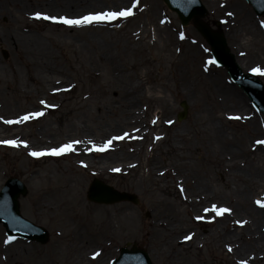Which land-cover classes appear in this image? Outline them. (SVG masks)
<instances>
[{
  "label": "rangeland",
  "instance_id": "rangeland-1",
  "mask_svg": "<svg viewBox=\"0 0 264 264\" xmlns=\"http://www.w3.org/2000/svg\"><path fill=\"white\" fill-rule=\"evenodd\" d=\"M17 1L19 9L0 12V32L40 39L61 82L40 88L35 69L25 66L0 38V117L44 113L6 129L32 148L0 144V189L8 178H18L27 189L19 198L21 216L49 235L44 246L23 240L8 246L0 225V264H110L127 243L144 249L152 264H264L252 248L260 241L264 257V236L257 237L258 227L264 233V217L257 227L251 223L252 212L264 216V144L256 143L264 141V118L224 69L208 63L210 48L193 21L182 27L162 0H136L131 16L69 27L33 19L32 10L44 9L29 0ZM39 1L59 7L57 0ZM72 1L83 13L119 11L133 3ZM201 1L206 8L202 22L223 34L242 72L264 69V15L256 16L245 0H222L223 11L232 9L229 16L213 10L211 0ZM244 18L250 22L242 26ZM256 75L264 84V75ZM120 76L125 88L115 84ZM127 99L132 100L140 133L113 140L110 146L131 155L128 162L134 164L128 168L108 172L77 165L69 154L29 155L32 149L59 147L81 135L90 141L120 135L125 123L118 103ZM183 101L188 114L178 122ZM44 127L50 128L47 134ZM91 152L107 158L113 150ZM93 179L134 194L138 204L88 202ZM196 188L202 190L201 198L192 203ZM213 204L231 211L220 216L195 212ZM170 231L174 237L188 233L191 239L173 246ZM199 236L203 240L196 247ZM3 246L10 253L2 254Z\"/></svg>",
  "mask_w": 264,
  "mask_h": 264
},
{
  "label": "bare ground",
  "instance_id": "bare-ground-1",
  "mask_svg": "<svg viewBox=\"0 0 264 264\" xmlns=\"http://www.w3.org/2000/svg\"><path fill=\"white\" fill-rule=\"evenodd\" d=\"M44 1V0H43ZM46 1V0H45ZM213 4L216 5L215 8H213V10H222L223 11V7H224V3L222 2V0H211ZM27 2L30 3H35V5L37 6V8L40 9H44V10H32L30 12V16L31 18L38 20L35 18L34 14L39 12L42 14H46V15H50V16H65L68 18H79L83 15H87L90 13H97L99 12L98 10H93V11H89V12H85L83 13L81 10V8H79V6L77 4L73 5V1L72 0H57L56 2L58 3L57 6L59 7H55L56 9H52L51 5H49V3L44 4L45 2L41 3L39 0H29ZM62 3V5H61ZM78 3V2H77ZM81 3V2H80ZM21 6V3L17 0H0V12H4L5 9H7L8 7H12L15 9H19V7ZM27 6H30L29 4ZM43 6H45L43 8ZM31 7V6H30ZM79 8V9H78ZM79 10H81V13L78 12ZM212 10V8H211ZM232 10V9H231ZM231 10L228 11H223L224 15L228 13H231V15L233 14V12ZM101 11V10H100ZM56 12V13H54ZM229 16V15H228ZM44 20V19H43ZM49 21V20H46ZM250 22L249 18H244L243 22H242V26L246 25V23ZM232 33H235V35H237V33L235 32L234 29H232ZM0 38L3 39L4 43L7 44V46L17 52L18 54V58L21 60V62L24 63L25 66L32 67L33 69H35L36 72V76L33 77L34 80L36 82H38L37 85H39L40 88H44V84L48 85V86H56L59 85L58 83L61 82L60 78L57 77L58 75V71H54L53 69H51V67L48 64V58H50L49 53L46 51V48L43 44V42L38 39L35 36L32 35H28V34H17V35H13L11 33H7L5 31L0 32ZM240 68L242 67V64L239 62L238 63ZM0 74H4V69L2 67H0ZM58 74V75H57ZM28 79L29 75L27 76ZM123 76L117 77L115 79V84L118 87H123L125 88V84H124V79L122 78ZM53 88L50 90V92H53ZM125 91V90H124ZM124 95H128L127 92H121ZM243 107V106H242ZM118 108L120 110H122V116L124 117V121L121 120V124H124V128L122 127L121 129H119V134L123 135L124 132L129 133L130 136H133L134 138L138 137L139 133H140V129H139V125L138 123V117L137 115L133 112V105H132V100L131 99H127L126 101H122V103H118ZM1 112V110H0ZM13 113H10V116H6V117H0V124H3L5 127L2 128L0 125V140L3 138H8L9 140H17V141H21L20 139V135L18 133H14V132H9L6 129H9V127L11 125H14L15 123H5V121L7 120H12L15 121L18 119V116H11ZM127 118V119H126ZM126 120V121H125ZM69 128H76V126L74 124H70ZM49 127H44V129L42 131H44L45 133L48 131L49 132ZM47 134V133H46ZM113 134H107V137L105 140H93L90 141V139H87L86 137H84V135H81V137L75 139L80 141L81 143H79L76 146V150L74 152L68 153L69 155L72 156V158L74 159L75 163L77 165H81L83 167L86 166H97L101 171H108V172H118V171H113L114 169H119V171L121 169H126L129 166L133 165V162H128V160L130 159V154L126 153L124 151H119L118 148H112L110 145L105 148L103 152V154H106L107 150L112 149L113 152L110 155V157L107 158H99L97 156L94 155L93 152L89 151V149H91V147L93 146L94 142H100L102 144H105L108 140L111 139ZM115 135V134H114ZM47 137H52L51 134L47 135ZM49 139V138H47ZM51 140V139H49ZM70 141L73 139H69ZM28 148H32L30 147L31 144H27ZM23 144H21L18 147L15 148H20L22 147ZM37 150L34 151H41L44 149H39V148H35ZM118 150V151H117ZM83 162V163H81ZM234 166V165H232ZM264 183V182H263ZM200 190L199 188H196L195 193L192 194V198H193V202H195L194 200L198 201L201 198V194L199 193ZM205 208H208V206L204 205L201 206L199 208H196L195 212L197 213V215H200V213L202 211H204ZM252 218L250 216L251 223H253V227H257L256 224H258L259 220L262 219V217H264L262 215V213L259 211H255L252 212ZM242 222V220H240ZM239 221V222H240ZM160 226H163V223L159 224ZM264 225V224H263ZM169 230L168 227H166L165 231ZM257 231L259 232V234L257 235L258 239L261 236V239L264 236V233L261 232V228H257ZM170 236H171V245L173 246H178L180 247L181 245L185 244V236H190L188 233L179 235V236H175L174 237V232L170 231ZM203 240V237L199 236L197 238V242H196V247L200 246L201 242ZM260 240V239H259ZM186 245H188V243H186ZM9 246V245H8ZM1 247L2 250V254H4L6 251L9 250L10 253V247ZM195 246V245H194ZM188 248H192L191 246L188 245ZM253 251L257 252L259 255H255L256 259H264V257L262 256V246H260V241H256L254 243V245L252 246ZM242 250V247H241ZM240 251V250H238ZM175 255V254H174ZM262 256V257H261ZM5 257L7 258L8 255H5ZM176 261H179L178 259ZM187 264V263H184Z\"/></svg>",
  "mask_w": 264,
  "mask_h": 264
},
{
  "label": "water",
  "instance_id": "water-1",
  "mask_svg": "<svg viewBox=\"0 0 264 264\" xmlns=\"http://www.w3.org/2000/svg\"><path fill=\"white\" fill-rule=\"evenodd\" d=\"M252 5L257 15L264 14V0H246ZM168 8L177 13L182 25L194 18L198 25V32L207 40L212 49L213 58L218 66H223L232 79L249 97L255 109L264 115V86L255 78L245 76L226 49L224 38L212 33L206 25L198 22V19L205 15V10L200 6L198 0H163ZM183 112L177 117L178 121L183 120L187 114V105L183 102L180 105ZM26 195V189L18 180L9 179L0 192V223L6 229L8 236H19L35 240L44 244L47 241V233L23 220L19 214L18 198ZM87 199L97 204H114L122 201H129L137 204L138 200L134 195L118 193L112 188L94 181L87 193ZM112 264H151L146 253L133 246L130 250H120L119 257Z\"/></svg>",
  "mask_w": 264,
  "mask_h": 264
},
{
  "label": "snow or ice",
  "instance_id": "snow-or-ice-1",
  "mask_svg": "<svg viewBox=\"0 0 264 264\" xmlns=\"http://www.w3.org/2000/svg\"><path fill=\"white\" fill-rule=\"evenodd\" d=\"M137 7L136 4V0H133L132 6L131 7H127L124 9H121L119 11H102V12H97V13H90L87 15H83L79 18H68L65 16H50V15H46V14H42V13H35L34 16L36 19H44V20H51L53 22H57V23H61L64 25H67L69 27H79L82 25H90L92 23H99L101 21H111L113 19H116L118 17H128L131 16L133 13V8ZM229 15H231V13H229ZM264 26V25H262ZM181 38L183 39V33L180 34ZM208 63H215L214 60H209ZM251 72L254 74H259V75H264V69H261L259 67H255L251 69ZM40 103L43 105L45 104V101L41 100ZM44 113L43 112H30L27 113L23 116H20L17 120L12 121V120H7L5 121V123L11 124V123H23L27 120L32 119L33 117H39L42 116ZM232 119H240V117H231ZM155 122V121H153ZM169 123H171V121H169ZM129 136V133L124 132L123 135H118L116 137H113L112 139L108 140L104 145H93L92 149H89V151L91 150H95V151H104L105 148H107L109 145H111L113 140H123L126 137ZM81 143L78 140H71L67 143L61 144L59 147H52V148H48L45 150H41V151H30L29 155L33 156V157H41V156H45V155H50V156H60V155H64V154H68L71 152H74L76 150V146ZM257 144H264V141H256ZM0 144H5V145H9V146H13V147H18L21 144H23L24 147H28L26 142L23 141H17V140H2L0 141ZM83 163V162H81ZM113 171H119V169H114ZM181 191H183V189H181ZM257 204H261V201H257ZM262 207H264V204H261ZM204 211L206 213L208 212H213L215 213L216 216H220L224 213H228L231 210L227 207H217V205L213 204L211 206V208H205ZM196 219H203V217L197 216ZM14 239V237L9 236L7 239L4 240L5 244H9L12 240ZM185 240H190L191 236H185L184 237ZM228 251H232V249L229 247ZM95 255V254H94ZM239 264H246V261L241 260L239 262Z\"/></svg>",
  "mask_w": 264,
  "mask_h": 264
}]
</instances>
